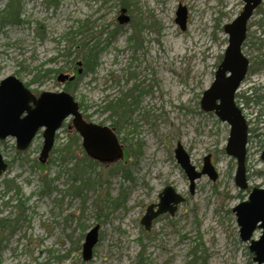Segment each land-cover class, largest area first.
<instances>
[{"label":"rangeland","instance_id":"rangeland-1","mask_svg":"<svg viewBox=\"0 0 264 264\" xmlns=\"http://www.w3.org/2000/svg\"><path fill=\"white\" fill-rule=\"evenodd\" d=\"M47 1L21 0V18L26 23L0 28V81L15 76L36 96L59 92L64 87L52 73L40 83L32 82L34 68H67L73 57L62 55L68 46L63 37L80 22L88 20L95 32L107 24L109 30L120 26L112 44L100 54L95 73L83 76L68 90L75 101L83 102L89 122L109 126L108 114L101 113L103 102L132 87L141 89L143 94L131 113L135 132L128 125L119 137H126L123 148L131 142L140 152L126 163L124 158L105 164L90 159L96 164L87 169L83 179L90 186L83 188L82 182L73 181L74 161L61 162L57 152L50 151L46 169L35 166L42 130L24 152L16 150L14 138L0 140V154L8 165L0 176V218H15V186L26 208L25 220L14 233L0 235L2 264H182L195 245L202 256L198 264H254L248 243L239 238L232 209L247 199L250 189L264 188V161L260 160L264 117L259 124L256 119L264 102L244 106L249 128L259 135H250L247 146L245 191L235 185L236 162L224 152L229 126L200 107L202 93L211 85L227 47L223 26L242 11V0H127L126 14L131 19L134 14L147 26L140 35L142 46L135 50L128 40L130 20L127 25L117 21L124 8L118 0H56V6ZM6 2L0 3V11ZM179 5L187 10L184 31L174 21ZM261 6L264 9V0ZM262 19L254 11L248 21L249 39L241 51L250 62L264 61V24L258 26ZM252 42L261 46L251 48ZM252 87H258L261 91L256 94L264 97V63L247 74L238 92L246 97ZM69 122L56 134L53 148L68 143ZM177 143L197 171L210 155L216 181L203 175L190 193L189 181L174 156ZM75 154L82 159L83 155ZM120 163L127 172L119 168L110 173ZM43 176L53 179L55 189L50 193L40 192ZM167 186L185 200L174 215L159 216L146 231L140 219L148 205L158 203V195ZM76 188L81 189L77 190L80 196ZM95 225L99 226L98 242L91 260L84 262L81 246ZM260 233L256 231L252 239Z\"/></svg>","mask_w":264,"mask_h":264},{"label":"water","instance_id":"water-1","mask_svg":"<svg viewBox=\"0 0 264 264\" xmlns=\"http://www.w3.org/2000/svg\"><path fill=\"white\" fill-rule=\"evenodd\" d=\"M5 0H0V3ZM243 8L229 24L223 26L227 36V47L218 65L214 79L201 96L200 107L204 112H212L219 121L229 126V135L224 152L236 162L234 183L240 190L248 188L246 177V146L248 125L242 111L235 104V94L246 77L249 61L241 51L246 38L247 23L262 0H242ZM129 16L122 10L117 21L127 25ZM175 23L186 29L187 10L179 5L175 12ZM80 71H78V74ZM75 76L59 73L56 81L63 85L73 81ZM70 119L71 126L80 138L81 146L88 158L100 163H113L123 158V148L114 129L84 120L74 97L61 90L59 92H41L34 95L15 76L0 81V140L15 139L18 152L26 151L35 136L42 130L43 144L38 157L44 165L54 146L55 135L63 123ZM175 159L189 181L190 193L195 188V180L206 175L216 181L217 173L211 164L210 155L203 158L200 171L190 163L189 156L177 143L174 149ZM260 159L264 161V150ZM7 170V163L0 154V176ZM184 198L176 194L172 187H165L158 195V203L147 206L140 219L141 226L149 231L152 222L161 215H174ZM232 212L239 227V238L249 243L248 251L254 264H264V188L254 187L245 201L236 205ZM260 231L258 239L253 234ZM99 226L89 229L81 246L84 262L91 260L93 249L98 242Z\"/></svg>","mask_w":264,"mask_h":264},{"label":"trees","instance_id":"trees-1","mask_svg":"<svg viewBox=\"0 0 264 264\" xmlns=\"http://www.w3.org/2000/svg\"><path fill=\"white\" fill-rule=\"evenodd\" d=\"M120 6L124 7L123 10H126L129 7L127 0H118ZM47 3L56 6L57 1L56 0H48ZM256 12H260L263 19L258 22V26H263L264 24V9H262V6H260L255 10ZM21 12H22V5L21 0H7L6 5L4 9L0 11V28L9 26V25H23L26 23L24 19L21 18ZM132 12V11H130ZM133 13V12H132ZM133 18L130 17V27L132 29L131 34L128 37V40L132 42V48L138 49L142 46V41L140 38V35L142 31L145 29V23L142 22L137 16L132 14ZM129 16V15H128ZM109 24L101 26L100 30L98 32L94 31L93 25H90L88 20L80 22L79 25L75 30H71L67 33L66 37H63L67 43V49L62 54L66 57H73L69 60V66L61 67L59 69H41L40 67L34 68V70H37L36 74L33 76L32 82L40 83L44 79L48 78L49 75L52 73L54 75V78L59 73H65V72H72L73 75H75V79L72 82H68L64 85V90L69 91L68 87L70 85L75 84L80 78L83 76H86L88 74H93L99 67V56L100 54L106 50L114 40L115 36L119 33L121 30L120 26H114L112 29L109 28ZM220 29V28H219ZM223 30V29H222ZM86 33L87 35L85 36ZM84 34L83 38H78L79 36H82ZM248 37V36H247ZM243 43V47L246 46L247 40ZM252 47L254 48L257 46L259 48L260 44L251 43ZM242 47V48H243ZM256 48V47H255ZM223 55L220 57V61L222 60ZM254 66L252 67V71H258L264 61L263 60H253L251 61ZM66 68V69H65ZM78 71L80 73L78 74ZM130 78H134L133 73H129ZM25 87H29L28 84H25ZM258 88L253 87L251 88V92L248 96H244L241 94L240 101L243 102V105L248 108L249 104H253L255 106L261 105L262 102H264V97L261 95H257ZM143 94V91L141 89H137L135 87L130 88L126 93L122 94L120 93L117 97H113L109 99V97L103 102V105L100 106L101 113H107V119L111 122L108 127L114 129L118 139L120 137V133L123 129H125L128 125H133L131 133L135 132V125L131 123V116L132 112L137 108L138 106V96ZM71 95L74 97L73 92H71ZM75 99V97H74ZM79 110L81 111L83 118L85 121L89 122V117L84 113L86 110L84 104L82 101L78 102ZM262 106V105H261ZM260 117H264V110L260 108L259 115L256 118L257 123L261 121ZM99 125L105 126L104 123H99ZM65 126V125H64ZM67 130H68V143L61 148H53L51 153H58L60 155L59 160L61 162H72L74 161V168L75 173L73 175V181H80L82 182L83 188H89V181H84L83 177L87 172V169H91V166L96 164V162L90 161V158L87 157V155L84 153V150L81 146V141L77 133L74 131V129L71 126V123H67ZM248 133H250L251 138H257L259 135L256 134V129L249 128ZM249 135V138H250ZM58 135H56V138ZM55 138V139H56ZM120 143L126 142V137H123L122 140L120 138ZM122 145V144H121ZM79 153L82 156V159L79 160L77 158V154ZM139 146H134L131 142L126 145L125 148H123V158L124 163L128 162L130 158H137L139 153ZM50 163H54V160H50ZM84 162V165H83ZM35 166L40 169L44 170L46 169L45 165H41L38 161H35ZM120 167H115L110 170V173H112L114 170L125 173L127 172L126 166L123 165V163L119 164ZM74 170V169H73ZM42 186L40 192H46L50 193L55 188L52 186L53 179H48V176L42 177ZM7 185L11 183V181H6ZM15 198L17 199V204L15 205V218H0V235L7 232L9 235L14 233L15 229L17 228L20 221L25 220V203L22 201L20 192L18 188L15 186L13 187ZM79 190L81 192V189L76 188L75 194L77 196H80V193L77 191ZM78 192V193H77ZM197 246L195 245L192 247L187 255V259L182 264H198L202 260V256L197 255L196 250ZM205 252V251H204ZM0 264L1 258H0Z\"/></svg>","mask_w":264,"mask_h":264},{"label":"flooded vegetation","instance_id":"flooded-vegetation-1","mask_svg":"<svg viewBox=\"0 0 264 264\" xmlns=\"http://www.w3.org/2000/svg\"><path fill=\"white\" fill-rule=\"evenodd\" d=\"M262 3V2H261ZM247 25H248V23H247ZM247 28V27H246ZM247 31H248V29L246 30V38H245V40H244V42L246 41V39H247ZM251 64H252V62H250L249 61V66H248V70H247V74L249 73V72H251V70H252V67H251ZM255 72V71H254ZM64 74H68L69 76H75V75H73V73L72 72H70V73H64ZM247 74H246V76H247ZM58 75V74H57ZM57 75H56V77H57ZM56 77H55V80H56ZM75 79V78H74ZM245 80V79H244ZM243 80V81H244ZM57 82V81H56ZM69 81H66L63 85H61L62 87H64V85L66 84V83H68ZM72 82V81H71ZM70 83V82H69ZM243 83V82H242ZM241 83V84H242ZM27 88H29V87H27ZM240 88V87H239ZM253 88V87H252ZM256 88H258V87H256ZM62 90H64V89H62ZM238 91H239V89H238ZM236 92V94H235V104H236V106L242 111V113L244 114L245 113V107H244V105L243 104H240V105H238V103H239V101L241 100L240 99V96H241V94L242 93H240V92ZM258 91H261V90H257V92ZM242 105V106H241ZM209 113H212V112H209ZM214 114V113H213ZM245 116V115H244ZM245 118H246V116H245ZM248 125L250 126V123H248ZM249 135H250V133L248 134V137H247V146H248V144H249V141H250V138H249ZM247 146H246V154H247Z\"/></svg>","mask_w":264,"mask_h":264}]
</instances>
